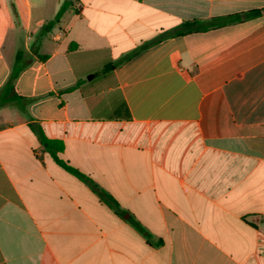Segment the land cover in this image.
Masks as SVG:
<instances>
[{
	"label": "crops",
	"instance_id": "crops-1",
	"mask_svg": "<svg viewBox=\"0 0 264 264\" xmlns=\"http://www.w3.org/2000/svg\"><path fill=\"white\" fill-rule=\"evenodd\" d=\"M64 1L0 0L25 99L0 108V264H264V0H71L40 35Z\"/></svg>",
	"mask_w": 264,
	"mask_h": 264
},
{
	"label": "trees",
	"instance_id": "trees-1",
	"mask_svg": "<svg viewBox=\"0 0 264 264\" xmlns=\"http://www.w3.org/2000/svg\"><path fill=\"white\" fill-rule=\"evenodd\" d=\"M72 6H73V3L71 0H65L60 10L54 17V19L45 23L42 26L40 30V35L43 36V35H47L48 33H50L56 27V25L60 23L64 14L68 10H70ZM261 14H262L261 10H255V11H250L247 13H242V14H238L234 16L218 17L207 23H204L201 21L186 22L182 24L181 29L178 30L175 33V35L182 36V35H186V34H190L194 32L207 31L211 28L221 27L229 23L240 22L243 19L255 18V17L260 16ZM158 41L148 42L144 44L139 50L147 48L148 46L155 44ZM23 58H24L23 52L19 51L16 57V63L14 65L10 79L0 91V108L13 104L15 102L25 103V99L16 95L15 87H14L15 80L18 78V76L23 70V67L20 66V63L23 61ZM128 58L129 57H126V58L121 59L118 63L107 65L104 69V72L113 70L117 65L124 62ZM31 129L38 136L40 143L44 146L45 150L51 154V156L55 159L58 165H60L65 170L74 174L75 176L79 177L81 180L86 182L88 185H90L92 189L100 195L103 201L108 203L117 212H120L119 205L117 204V202L110 195H108L104 190L100 189V187L91 178L81 173L79 170L75 169L74 167H71L70 165H68L66 162H64L63 160L59 158L58 153H60L64 148V145L61 141L49 139L44 134L42 128L38 126L31 125ZM135 225L139 230H141V227L138 223H135Z\"/></svg>",
	"mask_w": 264,
	"mask_h": 264
}]
</instances>
